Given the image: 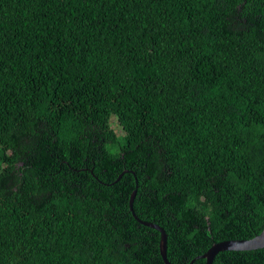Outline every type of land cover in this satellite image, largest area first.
<instances>
[{
  "label": "trees",
  "instance_id": "16d2710c",
  "mask_svg": "<svg viewBox=\"0 0 264 264\" xmlns=\"http://www.w3.org/2000/svg\"><path fill=\"white\" fill-rule=\"evenodd\" d=\"M135 188L173 264L262 231L264 0H0V264H165Z\"/></svg>",
  "mask_w": 264,
  "mask_h": 264
},
{
  "label": "water",
  "instance_id": "95a60500",
  "mask_svg": "<svg viewBox=\"0 0 264 264\" xmlns=\"http://www.w3.org/2000/svg\"><path fill=\"white\" fill-rule=\"evenodd\" d=\"M123 172L119 174L117 177L116 181L120 178ZM137 187V186H136ZM136 193V188L131 192L130 198H129V209L133 215V217L141 224L152 227L159 231L160 233V238L158 242V247H159V253L161 258L163 259V262L165 264H173L167 259L166 255V232L165 230L152 222H147L139 219L137 215L133 211V199ZM264 247V228L262 231L255 235L252 238L249 239H229V240H223L217 243H214L206 252L201 254L198 257L205 258V264H211L212 259L214 255L221 250H251V249H257V248H262ZM197 258V257H196ZM193 260H191L188 264H192Z\"/></svg>",
  "mask_w": 264,
  "mask_h": 264
},
{
  "label": "rangeland",
  "instance_id": "374dc122",
  "mask_svg": "<svg viewBox=\"0 0 264 264\" xmlns=\"http://www.w3.org/2000/svg\"><path fill=\"white\" fill-rule=\"evenodd\" d=\"M113 129L116 131V133L121 134L122 132L120 129L117 127L116 123L113 124Z\"/></svg>",
  "mask_w": 264,
  "mask_h": 264
}]
</instances>
